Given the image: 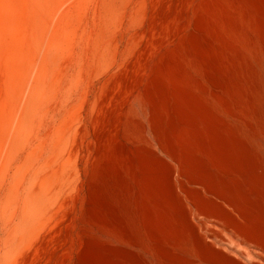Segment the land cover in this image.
Returning <instances> with one entry per match:
<instances>
[{"label": "rangeland", "instance_id": "374dc122", "mask_svg": "<svg viewBox=\"0 0 264 264\" xmlns=\"http://www.w3.org/2000/svg\"><path fill=\"white\" fill-rule=\"evenodd\" d=\"M128 1L65 0L56 17L27 5L50 34L38 66L28 55L18 67L13 100L24 78L28 96L42 74L53 85L39 91L30 123L16 122L9 138L0 130L4 264H227L229 244L253 234L251 189L264 182V158L253 141L255 133L264 136V94L254 68L264 62L262 0ZM6 4L0 2V14ZM16 15L29 24L22 3ZM1 48L0 109L6 106L13 124L11 60L7 45ZM56 172L57 188L48 191L43 178ZM40 188L50 198L29 216L39 227L13 245L23 222L13 221L18 201Z\"/></svg>", "mask_w": 264, "mask_h": 264}, {"label": "bare ground", "instance_id": "6f19581e", "mask_svg": "<svg viewBox=\"0 0 264 264\" xmlns=\"http://www.w3.org/2000/svg\"><path fill=\"white\" fill-rule=\"evenodd\" d=\"M7 2L6 6H5V12L3 14H0V27L3 28V31L0 32V48L1 47H4L5 44L7 45V51H8V60H11L9 62L6 63V68H7V73L9 74L8 77V85H9V88H10V92H9V98L7 100V104L8 105H12V103L14 102L15 104H13L12 106L15 107V117H14V123L11 124L10 122H8V117H7V114H8V111L5 110V107L4 106L1 111L0 109V130H3L4 132H7L8 134L5 135V137H11V133L15 130V123L18 122V125L19 127H24L25 125H27L28 123L31 122V116L33 114V112L37 109L40 101L38 99L39 97V91L43 90L44 88H49L51 87L53 84H50L49 80L46 78L45 75H41L39 78L35 79V83H34V91H32V93H30V95L28 96V87L30 85L29 81H27L25 78L23 80V83H22V86H23V90H22V95L18 98V100L15 102L13 100V89L15 88V92H14V95H16L18 89L21 87V83H19V80L17 78V69L18 67L20 66H24L25 65V62H26V59H27V56L30 55L32 57V61H35L36 65L38 66V55L42 52L43 50V47L45 46V41H46V38L47 36L50 34V29H48L49 27L46 26V27H42L41 23L39 20L41 19H37L36 17H32L29 15V9H28V4H32L35 6L37 12H42L43 9H45L47 12H51V14L54 11V9L59 5V7L57 8L59 10V8L61 7L62 3L65 1V0H0V2ZM113 2L116 3L117 0H111ZM119 2L121 0H118ZM131 1V0H130ZM130 1H128L130 3ZM248 1V0H247ZM22 3L23 4V7H24V10L26 12V14L28 15V21H29V24L27 25H23L21 22L23 21V18L20 16V15H16L17 11H18V8H19V4ZM118 3V2H117ZM117 3H116V6H117ZM123 3V2H122ZM126 2H124L123 5H125ZM128 3V4H129ZM142 3V2H141ZM140 3V5H141ZM252 3V1L250 2ZM4 4V3H3ZM121 4V3H120ZM253 4V3H252ZM262 4H264L263 0H262ZM122 5V6H123ZM127 5V4H126ZM126 5L124 6L126 8ZM139 5V7H140ZM116 6H115V11H116ZM120 6V5H118ZM254 6V5H253ZM254 7H256V9H258V5H255ZM120 8V7H119ZM122 8V7H121ZM51 9V11H50ZM110 9V8H109ZM123 9V8H122ZM138 9V8H137ZM49 10V11H48ZM119 10V9H118ZM114 11V9H113ZM121 11V12H120ZM120 11H118V14L119 12L122 13L123 11L120 9ZM262 11V9H261ZM57 12V10H56ZM55 12V13H56ZM259 12V10H258ZM257 12V13H258ZM53 13V16H57V13L55 14ZM115 13V12H114ZM55 14V15H54ZM113 14V12H112ZM138 14V13H137ZM140 14V13H139ZM250 14V13H249ZM251 15V14H250ZM261 16H263L264 14H259ZM258 15V17H259ZM138 16V15H137ZM136 16V17H137ZM140 16V15H139ZM252 17V16H251ZM35 18L37 19V21H35ZM260 18V17H259ZM262 18V17H261ZM18 20V22H16ZM248 20L250 21V19L248 18ZM245 21H247V19H245ZM262 21H264V19H262ZM244 22V21H243ZM252 22V21H250ZM245 23V22H244ZM243 23V24H244ZM260 23V22H259ZM248 25H251L253 24H249L247 23ZM245 24V25H247ZM2 25V26H1ZM255 25V24H254ZM259 25V24H258ZM263 25V24H262ZM50 26V25H49ZM261 26V24H260ZM259 26V27H260ZM246 27V26H245ZM244 27V28H245ZM256 27V26H255ZM264 27V26H263ZM51 28V26H50ZM252 29L254 30L255 28L252 27ZM248 30V29H246ZM250 30V28H249ZM252 30V31H253ZM242 31L244 30H241V33ZM256 30H254L253 32H255ZM258 31V30H257ZM237 32V31H236ZM245 32V31H244ZM239 33V32H238ZM246 33V32H245ZM251 33V32H250ZM257 33V32H256ZM27 34V35H25ZM236 34V33H235ZM53 35L56 36V37H59L60 34L58 31L56 32H53ZM245 35V34H244ZM258 35V34H257ZM27 36H30L31 37V40L33 42V44H27L26 43V40L25 38ZM237 36V35H236ZM243 36V35H242ZM245 36H249L248 33L245 35ZM255 36V34H254ZM244 37V36H243ZM238 38V37H237ZM245 38V37H244ZM248 38V37H246ZM255 38V37H253ZM258 38V36H257ZM241 39V38H240ZM243 39V38H242ZM251 39V38H250ZM260 39V38H259ZM248 40V39H247ZM241 42V41H240ZM243 42V40H242ZM247 43V41H246ZM248 43H249V40H248ZM247 43V44H248ZM251 43H252V40H251ZM254 43V42H253ZM259 43V42H258ZM243 44V43H242ZM245 44V43H244ZM263 44V43H262ZM250 45V44H249ZM256 45V43H255ZM260 45V44H259ZM247 46V45H245ZM243 47V46H242ZM262 47V46H261ZM248 48L245 47V49ZM260 48V46H259ZM3 49V48H1ZM251 49V48H250ZM257 49V48H256ZM255 49V50H256ZM264 50V48H262ZM249 50V49H248ZM254 50V51H255ZM258 50V49H257ZM231 51V50H230ZM250 51V50H249ZM7 53V52H6ZM5 53V54H6ZM113 53V52H112ZM251 53V52H250ZM256 53V51H255ZM253 54V53H252ZM259 55H261L259 53ZM254 56V55H253ZM250 57H251V54H250ZM235 58V57H234ZM245 58V57H244ZM262 59V57H261ZM264 59V58H263ZM238 60V59H237ZM243 60V59H242ZM246 60V59H245ZM253 60V59H252ZM260 60V59H259ZM246 62V61H245ZM253 62L256 63V60L254 58ZM241 63V62H240ZM252 63V62H251ZM242 64V63H241ZM240 65V64H239ZM238 66V69H240V67ZM244 65V64H243ZM249 65V63L247 64ZM253 65V64H252ZM256 66L254 67L255 70H256V73H257V79H258V82L260 83V86L262 88V91H263V94H264V62L262 60L257 62V64H255ZM245 66V65H244ZM42 71H45L47 70V66L46 65H43L42 67ZM232 68V67H231ZM253 68V67H252ZM248 70V69H247ZM250 70V69H249ZM234 72V70H233ZM250 72V71H249ZM246 73V72H245ZM241 74H242V71H241ZM236 75V73H235ZM250 75V73H249ZM241 77V75H240ZM247 77V75H246ZM251 77V76H250ZM249 77V79H250ZM243 78V76H242ZM248 78V77H247ZM244 80V79H243ZM252 82V81H251ZM255 81V83H258ZM237 83V81H236ZM235 81H234V84L236 85ZM245 83V82H244ZM238 84V83H237ZM251 85H259V84H250ZM240 86H243V85H240ZM244 87V86H243ZM242 87V88H243ZM246 88V87H245ZM248 88V87H247ZM251 88V87H250ZM256 88V87H255ZM258 89V88H257ZM246 90V89H244ZM260 90V89H259ZM249 91V90H248ZM253 92L255 90H252ZM262 91H259V93H262ZM252 95V93H250ZM255 94V92H254ZM262 94V95H263ZM255 96V95H254ZM253 98V97H252ZM255 99V98H254ZM252 99V102L253 100ZM263 102V101H262ZM254 103V102H253ZM252 103V104H253ZM240 104V103H239ZM255 104V103H254ZM253 104V105H254ZM264 104V102H263ZM252 106V105H251ZM255 106V105H254ZM262 106V105H261ZM261 106L259 107L260 110H261ZM137 108V107H136ZM239 108V107H238ZM264 108V106H263ZM262 108V109H263ZM256 111L258 110L256 107H255ZM238 110V109H237ZM254 110V109H253ZM235 111V110H234ZM255 111V110H254ZM263 110H261L262 112ZM229 112V111H228ZM232 113V111H230ZM229 112V113H230ZM260 112V111H259ZM261 112H260V115H261ZM264 112V111H263ZM226 113V112H225ZM230 113V114H231ZM233 114H236L233 113ZM238 114V112H237ZM236 114V115H237ZM255 114V113H254ZM256 114H259L258 112ZM228 115V113H227ZM236 115L234 117H236ZM259 115V116H260ZM264 115V113H263ZM233 116V115H232ZM256 116V115H255ZM262 116V115H261ZM227 117H230V116H227ZM231 118V117H230ZM238 118V116H237ZM262 118V117H261ZM260 118V121L262 122V119ZM227 119V118H226ZM236 119V118H235ZM227 120H230V119H227ZM232 120V119H231ZM234 120V119H233ZM258 120V119H257ZM258 121V122H260ZM264 122V121H263ZM232 124L233 121H231ZM238 123V122H237ZM236 125V122L235 124ZM264 125V123H263ZM261 126V125H260ZM259 124H258V127H260ZM238 127V126H237ZM240 127V126H239ZM238 127V128H239ZM242 127H240L241 129ZM257 128V127H256ZM258 129V128H257ZM260 129V128H259ZM262 129V127H261ZM254 131V130H253ZM260 131V130H258ZM264 132V130H263ZM253 133V132H252ZM261 132H259L258 134L260 135ZM254 135V134H252ZM262 135V134H261ZM258 136L256 135L255 133V137L256 139L253 138V141L255 140V147H257L258 149H260V156L262 155L263 158H264V136ZM252 139V137H251ZM252 141V142H253ZM254 143V142H253ZM252 144V143H251ZM242 147H240L241 149ZM247 148V147H245ZM254 148V147H253ZM239 149V150H240ZM246 150V149H245ZM252 150V149H251ZM256 150V149H255ZM238 151V150H237ZM253 151V150H252ZM240 152V151H239ZM241 153H242V149H241ZM254 154V153H253ZM257 154V155H259ZM247 157L249 158V154H246ZM255 155V154H254ZM18 156H21V155H18ZM17 156V157H18ZM238 156V155H237ZM251 156H252V152H251ZM261 156V157H262ZM15 158L13 157L14 162H16V160L18 158ZM258 157V156H257ZM244 158V157H243ZM246 158V157H245ZM244 158V159H245ZM259 160H261L260 157H258ZM251 159V158H250ZM248 159L247 161L249 163H251ZM19 160V159H18ZM17 160V161H18ZM246 160V159H245ZM253 160V158H252ZM263 160V159H262ZM231 161V160H230ZM255 161V160H254ZM254 161L252 162L251 165H253ZM245 162V161H244ZM238 163V162H236ZM262 163V162H260ZM264 164V163H263ZM226 165V164H225ZM228 165V164H227ZM232 165V164H231ZM238 167H239V164H237ZM250 165V164H249ZM262 165V164H261ZM243 166V165H242ZM246 166V165H244ZM264 166V165H263ZM234 167V166H233ZM248 167V166H247ZM246 167V168H247ZM252 168H254V166H251ZM250 167V168H251ZM226 168V167H225ZM243 169V168H242ZM240 169V170H242ZM238 170V169H237ZM236 169L234 171H237ZM239 170V171H240ZM246 170V169H245ZM250 170V169H249ZM256 170V169H254ZM244 171V170H243ZM242 171V172H243ZM253 171V169H252ZM247 172H249L247 170ZM250 173H251V170H250ZM263 173V172H262ZM240 174V172H239ZM238 174V175H239ZM253 174V173H251ZM251 174H250V177H251ZM256 174V172H255ZM230 175V174H229ZM241 175V174H240ZM239 175V176H240ZM58 176L59 174L56 172V175L54 177H50V176H46L43 178V183L46 184V188L48 191H55L56 188H57V184H56V181L58 180ZM257 176V174H256ZM255 176V177H256ZM60 177V176H59ZM231 177V176H230ZM242 177V175H241ZM243 177H247L245 174ZM254 177V175H253ZM254 177V178H255ZM262 177V176H261ZM260 177V178H261ZM264 177V175H263ZM249 178V177H248ZM258 178V177H257ZM250 179V178H249ZM234 180V179H233ZM253 180H256V179H253ZM253 180H248L250 181L251 183H253L252 181ZM264 181V180H263ZM234 182V181H233ZM238 182V181H237ZM255 182V181H254ZM258 182V181H257ZM255 182V184H253V189H251L252 191V208H251V213L253 215L252 218H255L254 220V225H253V234L250 238H236L237 236H235V234L232 232V234H234L233 236H235L236 240H234L231 244V247H230V244L228 242H226L225 244H222V242L219 244L221 245H227L229 244V246L226 248L230 255H225L224 254V257H226L228 259V263L227 264H264V182L262 184L260 183H257ZM227 182H225V185H226ZM245 183V182H244ZM234 184V183H233ZM239 184V182H238ZM237 184V185H238ZM246 184V183H245ZM244 184V185H245ZM1 185H3V182L0 183V190H1ZM229 185V183L227 184ZM248 185V184H246ZM245 185V186H246ZM239 186V185H238ZM234 187H236L234 185ZM241 187V185H240ZM228 188H231L230 185ZM227 188V189H228ZM242 188V187H241ZM251 187L249 186V189ZM232 189V188H231ZM231 192H233V190H231ZM243 189V188H242ZM239 192H240V189H238ZM237 190V192H238ZM243 191V190H242ZM245 191V190H244ZM243 191V192H244ZM246 192V191H245ZM245 192L243 193L245 195ZM233 194V193H232ZM248 194V193H247ZM247 194L245 196H247ZM231 195V194H230ZM229 195V196H230ZM223 197V196H222ZM231 197V196H230ZM234 196H232L231 198H233ZM50 198V195H48V193L44 192V189L42 191V188H40L39 190H33L32 193L29 194L28 198L23 201V202H19L18 201V209L15 210V212L13 213V221H17L18 219L20 220V218H22L23 222L18 225L17 223V227L15 228V230L13 231V236L11 238V241L13 243V245H19L21 246L22 244H24L25 242H27V240H29V237L28 236H31L32 235V232L33 230L38 226V225H35V228L33 229L34 227V223H33V220L34 218L30 217V214L31 216L33 215H37L39 212H41L44 208V203L46 200H48ZM226 197H224L225 199ZM235 199V198H234ZM236 200V199H235ZM228 201V200H227ZM243 202H245V204L247 205L248 203L246 201H244V199H242ZM238 202V200H237ZM251 205V204H249ZM43 213V212H42ZM42 216L41 214L39 215V217ZM242 216V214H241ZM240 216V217H241ZM248 216V215H245V217ZM34 217V216H33ZM249 217V216H248ZM251 217V216H250ZM244 218V217H243ZM36 219V218H35ZM34 219V222H36V220ZM38 219V218H37ZM12 221V222H13ZM39 221V220H37ZM260 222V223H258ZM15 223V222H14ZM38 223V222H37ZM36 224V223H35ZM231 226V225H230ZM2 227V226H1ZM39 227V226H38ZM5 228V227H4ZM28 229V231H27ZM38 229V228H36ZM197 230V229H196ZM201 230H203L201 228ZM233 230V229H232ZM6 231V230H5ZM198 231V230H197ZM197 231H194V232H197ZM1 233V232H0ZM4 233V232H3ZM35 233V232H34ZM211 233V232H210ZM237 233V232H236ZM205 234V233H204ZM212 234V233H211ZM36 235V234H35ZM38 235V234H37ZM214 235V234H213ZM41 236V235H40ZM200 236V235H199ZM1 237V236H0ZM198 237V236H197ZM221 237V236H220ZM218 237V239L220 238ZM240 237V235H239ZM247 237V236H246ZM37 238V237H36ZM223 238V237H222ZM132 239V238H131ZM201 240L204 241V243L206 244V241H205V238L201 237L200 238ZM39 240V239H38ZM207 240V239H206ZM221 240V239H219ZM224 239H222L223 241ZM196 241V240H195ZM228 241V240H226ZM41 242V241H40ZM198 242V241H197ZM202 242V241H201ZM208 242V241H207ZM225 242V240H224ZM231 243V241H229ZM38 243V241H37ZM196 243V242H195ZM194 244V243H193ZM204 244V245H205ZM210 244V243H209ZM208 244V245H209ZM189 245V243H186V247ZM201 245V244H199ZM141 246V245H140ZM211 246V245H210ZM195 247V246H194ZM197 247V246H196ZM222 247V246H221ZM225 247V246H224ZM213 248V247H212ZM200 249H202L200 247ZM223 252V251H222ZM221 252V253H222ZM29 253V251L27 252ZM193 253V252H192ZM201 253V252H200ZM224 253V252H223ZM26 254V252H25ZM202 254V253H201ZM23 255V254H22ZM196 255V254H195ZM223 255V254H222ZM231 255H233L234 257H232ZM26 256V255H25ZM24 257V256H23ZM22 257V258H23ZM29 257V256H28ZM193 259V258H192ZM208 262V261H207ZM5 261H0V264H4ZM181 263V261H180ZM196 263V262H195ZM209 264V262H208ZM215 264V263H214ZM217 264V263H216Z\"/></svg>", "mask_w": 264, "mask_h": 264}]
</instances>
